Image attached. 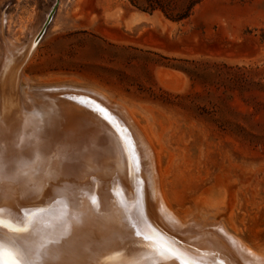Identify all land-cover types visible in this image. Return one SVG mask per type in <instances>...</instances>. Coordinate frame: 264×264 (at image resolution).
<instances>
[{
  "label": "rangeland",
  "instance_id": "374dc122",
  "mask_svg": "<svg viewBox=\"0 0 264 264\" xmlns=\"http://www.w3.org/2000/svg\"><path fill=\"white\" fill-rule=\"evenodd\" d=\"M132 2L58 0L25 64L29 87L123 106L159 154L180 222L220 224L264 257V0H199L180 22ZM158 2L173 15L188 4ZM55 3L0 0V58L3 39L21 48Z\"/></svg>",
  "mask_w": 264,
  "mask_h": 264
},
{
  "label": "bare ground",
  "instance_id": "6f19581e",
  "mask_svg": "<svg viewBox=\"0 0 264 264\" xmlns=\"http://www.w3.org/2000/svg\"><path fill=\"white\" fill-rule=\"evenodd\" d=\"M34 38L21 48L2 41L0 210L21 225L39 213L41 226L0 228V243L26 245L37 264H179L165 246L198 264H264L222 225L180 222L165 198L159 154L123 106L94 91L30 88L24 67ZM68 212L80 223L49 245ZM139 213L143 235L155 243L128 234L127 218Z\"/></svg>",
  "mask_w": 264,
  "mask_h": 264
},
{
  "label": "snow or ice",
  "instance_id": "6c2138e0",
  "mask_svg": "<svg viewBox=\"0 0 264 264\" xmlns=\"http://www.w3.org/2000/svg\"><path fill=\"white\" fill-rule=\"evenodd\" d=\"M92 204L94 207H98L97 202L93 199ZM129 235H135L136 237H141L142 240H151L155 243L154 239L149 236H144L140 228L143 222L142 213L137 214L135 217H128ZM80 223L76 217H74L70 212L65 213L64 217L59 221L56 227L59 229L60 235L56 240H49L48 244H59L61 241L66 240L70 237ZM40 214L31 213L27 214L25 217V222L21 224H14L11 221L6 222L3 218V212L0 210V228L7 229L10 233H23L28 232L30 228L40 227ZM11 242V241H10ZM137 242H134V244ZM174 243V242H173ZM13 246L11 248H6L3 243H0V264H37V261L30 258V251L28 247L18 246L12 242ZM47 245L41 244L40 247L44 248ZM164 251L170 253L174 258V261H179V264H198L197 261L191 259H183L179 254H177L171 246H165Z\"/></svg>",
  "mask_w": 264,
  "mask_h": 264
},
{
  "label": "trees",
  "instance_id": "16d2710c",
  "mask_svg": "<svg viewBox=\"0 0 264 264\" xmlns=\"http://www.w3.org/2000/svg\"><path fill=\"white\" fill-rule=\"evenodd\" d=\"M133 5H136L135 3L130 0ZM149 4L146 7H141L140 10L143 12H149L152 13L156 9H159L166 18L170 19L171 21L180 22L183 20H186L194 8L195 5L199 3V0H188V4L183 10V12L178 13L176 15H173L171 12L166 10L164 6H162L158 1L159 0H147Z\"/></svg>",
  "mask_w": 264,
  "mask_h": 264
},
{
  "label": "water",
  "instance_id": "95a60500",
  "mask_svg": "<svg viewBox=\"0 0 264 264\" xmlns=\"http://www.w3.org/2000/svg\"><path fill=\"white\" fill-rule=\"evenodd\" d=\"M57 5H58V0H56L55 6H54V7L51 9V11L48 13V15H47V17H46V20H45V22H44V24H43V27H42L41 31L39 32V34H38L37 36H35V38H34V41H35V42L39 41L40 38H41V36L43 35L46 26L50 23V21H51L53 15H54V12H55V9H56ZM145 241H147V240H145ZM152 243H153V242H152ZM98 251H99V249L97 250V252H98ZM214 262H215L216 264H222L221 259H219V258H217L216 260L214 259Z\"/></svg>",
  "mask_w": 264,
  "mask_h": 264
}]
</instances>
